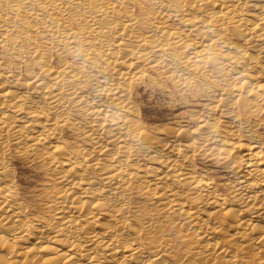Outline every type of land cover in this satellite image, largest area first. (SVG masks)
<instances>
[{
	"label": "bare ground",
	"instance_id": "1",
	"mask_svg": "<svg viewBox=\"0 0 264 264\" xmlns=\"http://www.w3.org/2000/svg\"><path fill=\"white\" fill-rule=\"evenodd\" d=\"M0 264H264V0H0Z\"/></svg>",
	"mask_w": 264,
	"mask_h": 264
},
{
	"label": "rangeland",
	"instance_id": "2",
	"mask_svg": "<svg viewBox=\"0 0 264 264\" xmlns=\"http://www.w3.org/2000/svg\"><path fill=\"white\" fill-rule=\"evenodd\" d=\"M135 98L137 99V105L142 113L143 120L149 124L173 121L178 118L181 111L186 107V104H175L172 106L173 99L170 98L169 91L157 85L154 88L140 85ZM12 161L14 176H16L20 185L22 195L29 202L41 206L45 200L44 189H46V181L49 175L40 163L38 164L27 159L24 160L16 156H13ZM201 168H204L205 171L211 170L209 176H213L216 179V175L214 174L215 168L210 165L209 161H204V165L202 164Z\"/></svg>",
	"mask_w": 264,
	"mask_h": 264
}]
</instances>
